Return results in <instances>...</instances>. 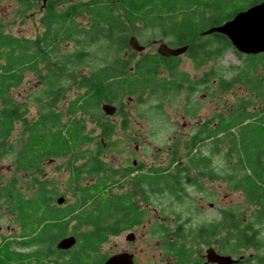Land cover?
Masks as SVG:
<instances>
[{
    "label": "flooded vegetation",
    "instance_id": "af4514ba",
    "mask_svg": "<svg viewBox=\"0 0 264 264\" xmlns=\"http://www.w3.org/2000/svg\"><path fill=\"white\" fill-rule=\"evenodd\" d=\"M162 42L169 47L186 46V49L176 56L161 55L157 48ZM208 42L213 46L216 44L215 41ZM194 43L196 46L192 49L191 45ZM204 43L205 41L200 40L187 43L180 41L174 45L172 40L165 41L163 37L151 38L144 44L140 43L144 45L143 50L136 51L130 48L126 41L127 47L116 61L113 57L104 58L105 63L112 65L104 64L99 67L97 76L104 78L102 84L109 85L108 91L100 88L90 89L91 74L77 75L82 79L78 83L82 98L79 95L75 99L77 102L73 100L69 103L65 110L68 113L67 119L64 118L63 112L52 113L62 123H74V127H81L82 137L76 140L79 142L77 147L74 138L69 137V141L74 144L71 145L70 151H62L66 153L61 154L70 156L67 163L71 175L68 185L80 193L70 201L58 196L63 197V200L58 202V197L53 198L48 193L53 189L51 183L47 179L37 178L36 175L34 198L26 197L22 190L16 187L14 178L11 182L1 185L0 206L5 205L10 211L13 223L4 227L5 232L0 231V264H103L111 256H116L117 264H217L211 260L212 252L231 256L235 261L230 264H249V258L244 254L235 256L225 250L226 248L215 247L214 244L218 243V233L215 232L216 224H213V221H209L208 227L199 226L194 232L186 231L179 220L172 227L157 221L156 231H153L155 220L149 215L152 212L148 209L152 204L149 193L163 190L181 195L191 189L209 190V185L217 183L218 167L214 161L217 152L213 149L210 152H201V148L208 143L215 145L219 137L227 133L226 130L218 128L233 117L234 105H221L220 110L217 108L216 88L213 85L218 86V78L214 76L210 84L208 78L203 77L201 73L202 66L212 62L217 52L215 47H210L207 51L210 55L200 57V44L205 48ZM183 54L191 64L193 73L179 66L180 56ZM123 60L126 65L121 67ZM121 69H124L126 74H121ZM209 70L214 74L211 66ZM112 73L114 74L108 75ZM141 73L153 81H144ZM105 75H108L107 79ZM229 82L231 81L225 80L224 84L219 83V86L226 88ZM202 87L209 89L211 93L209 104L206 105L209 108L208 113L203 115L204 117L201 114L202 106L191 99ZM89 91L94 92L98 101L92 102L94 100L89 98ZM155 93L168 97L171 106L175 104L171 102V97L165 94L171 93L175 97L183 94L184 102L180 104L179 109L181 126L188 127L189 131L185 136L178 132L167 136L165 143L168 146L162 147L161 152V148L157 147L159 151L150 153L149 147L141 146L149 142L130 129V124L145 118L143 116L146 113H141L139 107L145 95ZM137 94H140L141 98ZM199 95L203 96L202 93ZM106 104L113 106L112 113L108 114L103 110L102 107ZM155 108L149 109L147 113L150 114L151 111L157 113L158 117L163 116L164 111L160 106ZM91 109L102 115V121L98 116L96 120L99 126L96 125L101 128L100 137L92 157L89 158L88 152L82 151L78 155L79 150L76 149L95 140L93 135L85 132V122L89 121ZM93 122L96 123L95 120ZM115 127L122 130L124 136L113 135ZM118 143L125 144L124 152H127L128 148L129 150L123 164L112 167L100 156L106 155V149H118ZM180 145L183 151H179ZM135 152L143 158L135 157ZM75 153L76 156H73ZM79 157L82 161L76 165ZM34 170L37 173L40 169L36 167ZM90 175L93 176L91 180ZM85 176H88L89 181L82 184ZM113 180L114 182H111ZM128 182L131 191L111 193L108 190L112 186L121 189ZM83 191L87 194L80 199ZM95 191L99 192L98 196L89 195L96 193ZM103 191L109 193L103 194ZM108 194L113 195L115 200L105 198ZM134 196L137 199H134ZM106 202L112 204L108 211L104 208ZM207 205L212 207L211 202ZM200 206L203 207L202 204ZM111 236L119 238V241L114 243L112 250L105 252L100 245ZM66 237H73L74 244L66 249L58 248V242ZM154 237L156 239L153 242ZM192 243L194 246H191Z\"/></svg>",
    "mask_w": 264,
    "mask_h": 264
},
{
    "label": "rangeland",
    "instance_id": "374dc122",
    "mask_svg": "<svg viewBox=\"0 0 264 264\" xmlns=\"http://www.w3.org/2000/svg\"><path fill=\"white\" fill-rule=\"evenodd\" d=\"M47 1L48 0H36V6L28 12L16 13L14 11L16 9V2L14 0H0L1 30L3 32L13 33L17 36H36L42 31V27L39 23V17L42 15L43 7L48 4ZM64 7H66V4H60L56 6L57 9H62ZM76 20L82 23V25L87 24L85 16H79ZM214 22V20L210 19L206 22H201L200 25L207 27L214 25ZM132 34L135 35L137 40H139V42L142 44L149 41L151 38L159 39L161 37H163L165 41L172 40L174 45L179 43L178 40L173 39V36L167 35V37H164L157 34L156 30L154 29H147L140 34L133 32L128 35ZM211 38L212 35L202 36L200 38V41H205L204 50L199 52L200 57L205 53V51H209L210 47H217L216 42L214 46L208 42L213 41ZM77 49L78 45L75 44L74 41L64 42L61 44L60 48L62 52L71 53L77 51ZM87 50L90 51L91 55H87L83 65L75 70L77 75H90L91 71L96 70L105 64V59L102 55V51L104 50L102 47H100V45H93L90 48L85 49V51ZM123 52L124 50L122 53ZM237 53L238 52L235 51L233 47L225 48V50L219 51L215 55V59H213L212 62H208L202 66L201 73L203 77L208 78L210 84L214 76L218 78V86L219 83L224 84L225 80L231 81L229 82V86L226 88L213 85V87L216 88L215 91L218 104L217 108L219 110L221 105L230 107L231 104L234 105V108H236V106L243 105L248 110L259 107L261 108L262 112L259 115H242V118L245 117V119L241 121L238 126L234 127L235 130L232 129V131H235L236 137H239L241 132L246 131L250 126H253V128H259L260 130L262 129L264 131V102L263 104L259 103L258 99L251 94L249 85L245 84L244 80L238 79L240 74L244 75L242 71L248 67L247 64L249 63L250 59L244 54ZM128 54L129 53L127 52V55ZM108 58L111 59L112 57ZM179 62V66L181 68L193 73V68L191 67V64L187 60L185 54L180 56ZM209 66L212 67L214 74H211L210 70L208 71ZM250 75L253 77L252 83L257 82L259 81L258 79L260 76L264 75V68L257 65L255 73H250L249 76ZM62 76V88L60 90L61 98L53 106L48 104V99L43 97V90L47 88V85H45L44 82H42V80L39 79L34 73H25L23 81L18 86L11 89L10 92L13 97L19 101L27 103L28 112L26 117L28 120L38 118V116L48 108H52L54 111L63 112L64 118H68V113H66L65 110L69 106L70 102L73 100L76 101L75 99L79 97L81 89L79 88L78 83L79 81H82V79L79 76L70 75L69 72L64 73ZM231 79H234V81ZM205 89L206 88L202 87L200 91L196 92L195 95L191 97L193 102L202 106V116L208 113L209 108L206 105L209 104V98L211 95L210 90ZM200 93H202V97L199 95ZM204 94L206 95L205 97ZM137 96L141 98L140 94H137ZM165 96L171 97V102L175 105L171 106L169 104L170 101H168V97H164V94L155 93L153 95H145L139 107V109H141V113H146L145 116H143L145 118L140 120V122L137 120L136 122L130 124V129L138 132L139 137H145L146 142H149V144H141V146L149 147L150 153L159 151L156 149L157 147L161 148L159 151L161 152L162 147L168 146V144L165 143L167 136H172L175 132L185 136L189 131L187 129L188 127L181 126L182 119L179 109L180 104H183L184 102L183 94L181 93L178 97L172 96L171 93L165 94ZM124 100L127 99L124 98ZM157 105H159L164 111L163 116L158 117L157 113L151 111H149L150 114L147 113L149 109H152L153 107L155 108ZM173 108L175 110H173ZM223 113H225V111ZM98 116L102 121V117H100L102 115H99L98 112L93 111V109L90 110L88 116L89 121L85 122V132L93 135L95 140L76 149L79 150V152L77 151L78 155H80L82 151H86L88 152L87 157H92L96 149V142L100 137L99 133L101 128L98 127L99 125L96 120L98 119ZM91 120H95L96 123ZM230 121L231 125H233V117L230 119ZM73 126L74 123H69L68 127L65 129L64 133H66L67 137H70V132ZM127 132L129 134V131ZM124 134L125 133L118 127L114 128L113 135L124 136ZM219 138L220 139L217 140L215 145L213 144L212 146V144L208 143L201 148V152H210L212 149L214 152H217L216 159H214L216 166L218 167L216 185H209V190H204L203 188H199V190H187L182 192L181 195H175L166 191L164 192L163 190L148 194L149 200L152 201V204H150V207L148 208L152 210L149 215H151L153 220H155L153 231H156L155 227L157 221H159V223L164 222L168 226L171 225L172 227L179 220L181 223H183L184 229L189 232H194L199 226L208 227L209 221H213V224H216L214 226L215 232L218 233V243H213L215 247L218 249L226 248L225 250L229 251V253L231 252V254H234L235 256L239 255V253H242L249 258V264H264V250H261L264 249V247L260 248L259 250H257L258 248H254L250 245L235 248L233 245L234 240L232 238L233 225L236 223H241L242 225L251 224L257 230L259 239L264 241V215H259L258 210H256L257 207L254 205V203L247 201L243 191L233 188V181L238 173L240 176L246 174L254 175L256 168L254 164H251L252 161H250L249 157L244 156L241 150H238L240 162L238 161L237 155L231 151V136L221 135ZM25 139L26 133L24 131V127L21 123H17L13 132L5 142L6 153L0 158V186L11 182L14 178L16 187L20 188L26 197L34 198V177L36 175L37 178L41 177V179H47L49 183H51L50 185L53 186V189L48 193L49 195L53 196V198L63 196L69 201L74 200L75 196H78L80 192H77L74 190V187L68 185L71 175L67 163L70 159V156H55L57 158L54 159H52L50 156H45L42 161H39L37 165V168L40 169L37 173L34 168H28L26 170L17 168L16 159L22 150ZM77 144H79L78 141L75 142V146ZM117 146L118 149L114 151H107V149L104 150L106 155L100 156L103 161L111 164L110 166L112 167L123 164L127 157L126 153H128L129 150L128 148L127 152H124V143H118ZM179 148V151H183L181 145ZM73 156H76V153L73 154ZM134 156L138 158L142 157L136 152L134 153ZM81 161L82 159L79 157V160H77L75 164L79 165ZM226 163H228V166ZM90 164L91 163H89V165ZM230 165L232 166L230 167ZM92 178L93 176L90 177V180ZM88 181V176H85L81 182L83 184L84 182ZM111 182H114V180ZM108 190H110L111 193H118V191H131V185L128 182L125 183L121 189L112 186ZM102 193L107 194L109 191H103ZM134 199H137V197L134 196ZM208 202H211L212 207H208ZM1 203L2 200L0 204ZM200 204L203 205L202 208H200ZM12 223L10 211L5 207V205H1L0 226L2 228L0 231L5 232L6 229L4 227L7 224L12 225ZM155 239L156 237L153 238V242ZM117 241H119V238L111 236L109 237L108 241H106L104 244H101L100 247L103 248L102 250L107 252L113 249L112 247H114V243ZM191 246H194V244L192 243Z\"/></svg>",
    "mask_w": 264,
    "mask_h": 264
},
{
    "label": "trees",
    "instance_id": "16d2710c",
    "mask_svg": "<svg viewBox=\"0 0 264 264\" xmlns=\"http://www.w3.org/2000/svg\"><path fill=\"white\" fill-rule=\"evenodd\" d=\"M14 1L16 13H26L36 6V0ZM258 1L261 0H48L39 17L42 31L36 36H17L3 32L0 28V158L6 153L5 142L17 123L22 124L26 133L25 143L16 159L18 168H36L45 156L65 154L74 144L64 133L68 124L55 118L52 108L45 109L36 119H27V103L17 100L10 92L23 81L25 73H34L47 85L43 90V97L53 106L61 98L62 75L69 72L70 75L77 76L75 70L83 65L87 55H91L90 51H85L86 48L98 44L104 50L103 58L113 57L116 61L127 47L128 34H140L147 29H154L162 36L171 35L179 42L197 41L201 38L198 37L199 32L204 28L200 25L201 22L212 19L215 21L214 25L220 24L237 11ZM60 4H66V7L57 9L56 6ZM79 16L86 17V25L76 20ZM211 39L217 43V53L225 48H232L229 40L222 34L213 33ZM67 41H74L78 45L77 51L62 52L61 44ZM195 46L194 43L191 48ZM200 50H204L203 44H200ZM206 55L210 53L206 52L202 56ZM245 56L250 61L242 71L244 75L240 74L238 79L244 80L249 85L251 94L263 104L264 75L260 76L259 81L252 83L253 77L249 74L255 73L257 65L264 68V53ZM121 65L124 67L126 62L121 61ZM99 72V68L91 71L90 89L108 91L109 85L102 84L104 78L97 76ZM120 73L124 74V69ZM141 74L144 81L149 79L144 73ZM108 75L104 77L107 79ZM82 96L81 94L80 98ZM88 96L93 98L92 102L98 101L94 92L89 91ZM261 112L260 107L248 110L243 105L237 106L233 113L234 124L231 125L229 120L220 124L218 129L226 130L224 136H231V151L237 155L239 162L238 150H241L252 161L251 164H254L255 174L240 176L238 173L233 181V188L243 191L247 201L257 207L259 215H264V131L250 126L239 137L232 131L245 119L242 115L256 116ZM81 137V127L73 126L70 138H74L75 142ZM98 193L88 194L95 197ZM86 194L83 191L80 199ZM105 198L115 200L109 194ZM111 206L106 202L104 208L108 211ZM232 233L235 248L250 245L259 250L264 247V241L259 239L257 230L251 224L236 223Z\"/></svg>",
    "mask_w": 264,
    "mask_h": 264
},
{
    "label": "water",
    "instance_id": "95a60500",
    "mask_svg": "<svg viewBox=\"0 0 264 264\" xmlns=\"http://www.w3.org/2000/svg\"><path fill=\"white\" fill-rule=\"evenodd\" d=\"M211 33L224 35L238 53L244 55L264 53V0L237 11L231 18L220 24L202 29L199 35L204 36ZM127 44L136 51L144 49V45L139 43L135 35H130L127 38ZM185 49L186 46L169 47L162 42L158 45L157 51L161 55L176 56L183 53ZM102 108L108 114L113 112V106L111 105L106 104ZM62 200L63 197H58V202ZM73 244L74 238L66 237L61 239L57 246L66 249ZM211 256V260L216 261L217 264H230L235 261L229 255H218L212 252ZM103 264H117L116 256H111Z\"/></svg>",
    "mask_w": 264,
    "mask_h": 264
}]
</instances>
